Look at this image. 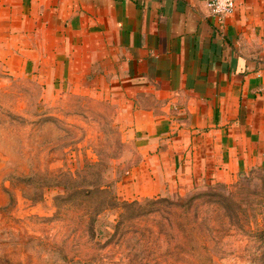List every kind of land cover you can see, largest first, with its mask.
<instances>
[{
	"label": "crops",
	"instance_id": "1",
	"mask_svg": "<svg viewBox=\"0 0 264 264\" xmlns=\"http://www.w3.org/2000/svg\"><path fill=\"white\" fill-rule=\"evenodd\" d=\"M0 0V74L92 88L144 158L121 194L264 171V0ZM135 196V197H134Z\"/></svg>",
	"mask_w": 264,
	"mask_h": 264
},
{
	"label": "rangeland",
	"instance_id": "2",
	"mask_svg": "<svg viewBox=\"0 0 264 264\" xmlns=\"http://www.w3.org/2000/svg\"><path fill=\"white\" fill-rule=\"evenodd\" d=\"M143 158L105 95L0 74V264H264L263 170L181 179L132 220L108 203L146 200L120 188ZM98 185L108 209L88 227L77 190Z\"/></svg>",
	"mask_w": 264,
	"mask_h": 264
},
{
	"label": "trees",
	"instance_id": "3",
	"mask_svg": "<svg viewBox=\"0 0 264 264\" xmlns=\"http://www.w3.org/2000/svg\"><path fill=\"white\" fill-rule=\"evenodd\" d=\"M109 189V186H105V185H98L94 187V190H77V193L80 194V196H84L85 202L84 204L86 205V210H87V214L86 216H88V227L90 225H94L95 224V216H98L99 214H101L102 211L107 210L108 208H105L102 200L103 197L96 199H93L96 194H106V191ZM85 193V194H84ZM157 201H155L154 199H146L145 201H133V202H124V203H119L116 201V198L112 199L110 198L108 206L109 209H115L120 211V213L122 215L125 214H130V219L134 220L140 216H144L147 214H154L155 213V208L151 207L154 205V203H156ZM95 227H93L92 229V233L93 236H95V232L96 230L94 229ZM113 236H110L109 239L106 241V244L109 245Z\"/></svg>",
	"mask_w": 264,
	"mask_h": 264
},
{
	"label": "built area",
	"instance_id": "4",
	"mask_svg": "<svg viewBox=\"0 0 264 264\" xmlns=\"http://www.w3.org/2000/svg\"><path fill=\"white\" fill-rule=\"evenodd\" d=\"M240 1L241 0H232V6L228 9L227 15H224L222 13H216V8L220 6L217 0H208L207 6L214 17L218 18L220 21H223L228 16L234 13Z\"/></svg>",
	"mask_w": 264,
	"mask_h": 264
},
{
	"label": "clouds",
	"instance_id": "5",
	"mask_svg": "<svg viewBox=\"0 0 264 264\" xmlns=\"http://www.w3.org/2000/svg\"><path fill=\"white\" fill-rule=\"evenodd\" d=\"M217 2L220 6L216 8V13L227 15L228 9L232 6V0H217Z\"/></svg>",
	"mask_w": 264,
	"mask_h": 264
}]
</instances>
